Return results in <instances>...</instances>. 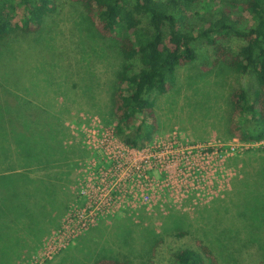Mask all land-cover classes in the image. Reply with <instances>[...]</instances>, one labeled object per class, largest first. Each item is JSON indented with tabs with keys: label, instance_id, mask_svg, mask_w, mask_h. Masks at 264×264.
<instances>
[{
	"label": "rangeland",
	"instance_id": "374dc122",
	"mask_svg": "<svg viewBox=\"0 0 264 264\" xmlns=\"http://www.w3.org/2000/svg\"><path fill=\"white\" fill-rule=\"evenodd\" d=\"M51 1L44 24L29 35L18 29L24 25L18 9L11 20L15 31L0 54L19 58L16 67L24 66L28 76L22 74V83L13 79L21 89L13 95L0 88L14 117L45 119L46 132H60L50 164L15 163V152L0 160L1 174H22L31 207L49 197L48 210L36 207L41 231L34 243L22 234L25 247L13 264H95L103 258L173 264L179 251L205 255L203 248L219 264H264V141L242 143L230 131L231 95L244 88L253 104V75L214 66V48L197 39V58L177 69L174 88L149 95L158 127L152 139L130 148L117 135L113 115L122 66L117 41L97 36L70 0ZM224 1L201 3L191 27L215 19ZM221 43L232 50L243 44L236 38ZM14 129L16 136L31 137L20 122ZM1 193L8 192L0 188L3 201ZM18 222L24 228L29 221ZM1 231L11 236L12 227Z\"/></svg>",
	"mask_w": 264,
	"mask_h": 264
},
{
	"label": "trees",
	"instance_id": "16d2710c",
	"mask_svg": "<svg viewBox=\"0 0 264 264\" xmlns=\"http://www.w3.org/2000/svg\"><path fill=\"white\" fill-rule=\"evenodd\" d=\"M70 1L92 23L97 36L117 41L122 66L115 78L113 115L117 121V135L125 145L139 149L152 139L158 127L155 100H151L149 95L162 96L174 88L177 69L197 58L192 46L197 39L214 48V66L225 64L239 74L253 75L257 85L253 104L249 103L248 92L244 88L234 90L231 95L233 113L230 131L242 143L264 141V0L224 1L215 11L216 18L203 22L196 30L189 24L191 15L205 0ZM51 3V0H0V54L15 31L11 20L18 9L24 11V25L18 29L29 35L44 24L51 12ZM233 38L243 42L237 50L221 43ZM11 57L2 56L0 59V88L5 95H13L12 90H21L17 89L18 84H13L16 76L20 83L26 81L24 76H27L24 66L16 67L19 58ZM137 64L140 65L138 70ZM13 112L9 98L0 97V160L4 161L6 152H15V163L16 160L24 165L52 163L50 158L57 153L60 132L54 127L46 132L45 119L38 118L33 122L25 114L16 118ZM18 122L21 126L25 125V131L31 137L15 135L14 127ZM44 137L51 141L45 142ZM41 183L47 189V183ZM0 188L8 192L6 196L1 193L4 200H0V222L4 217L14 216L9 223L6 222L9 225L0 223V230L2 226L12 227L11 236L0 232V264H13L16 254L25 247L22 234L32 237L34 243L35 236L41 231L38 222L41 210L36 207L42 204L45 197L31 207V199L25 198L22 190L27 187L22 184L20 173L1 174L0 171ZM45 204L42 205L46 211ZM19 212L22 215L19 216ZM24 217L29 222L23 228L18 220ZM203 253L205 255L193 249L181 250L175 255L173 264H219L210 249L203 248ZM95 264L130 263L103 258Z\"/></svg>",
	"mask_w": 264,
	"mask_h": 264
}]
</instances>
